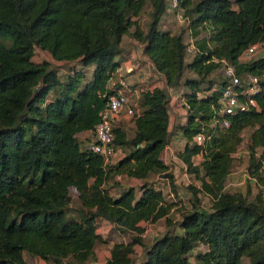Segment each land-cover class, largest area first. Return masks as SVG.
I'll return each mask as SVG.
<instances>
[{
    "label": "trees",
    "instance_id": "trees-1",
    "mask_svg": "<svg viewBox=\"0 0 264 264\" xmlns=\"http://www.w3.org/2000/svg\"><path fill=\"white\" fill-rule=\"evenodd\" d=\"M169 1L0 0V264H28L27 258L94 264L95 245L102 239L98 220L129 236L112 245L105 264H132L135 246L143 244L144 224L174 222V202L151 181L156 175L162 185L175 183L160 156L169 137V89H179L184 99L186 143L178 157L200 180L199 187L189 189L194 196H209L211 205L184 212L177 230L144 247L138 264H264V0H178L190 44L182 34L160 28ZM146 3L150 22L143 31L133 19ZM133 26L131 36L145 45L143 53L164 86L140 91L131 137L114 125L119 156L105 164L78 135L93 140L112 93L109 80L121 67L123 37ZM254 44L263 56L242 62L240 56ZM36 49L49 58L35 62ZM222 60L240 77L261 79L254 96L259 109L229 116L228 126L213 124L225 82L208 78ZM52 62L76 69L62 81ZM185 71L195 76L185 77ZM245 130H250L245 191L228 192ZM197 134L204 135L203 145L193 142ZM195 156L202 158L197 165ZM117 177L141 183L137 190L121 187ZM110 181H117V195L110 192ZM70 189L79 202L74 214ZM198 246L190 262L188 254Z\"/></svg>",
    "mask_w": 264,
    "mask_h": 264
},
{
    "label": "rangeland",
    "instance_id": "rangeland-1",
    "mask_svg": "<svg viewBox=\"0 0 264 264\" xmlns=\"http://www.w3.org/2000/svg\"><path fill=\"white\" fill-rule=\"evenodd\" d=\"M150 12H151V7L149 3H146L143 10L139 13L137 17H135L133 20L136 21L137 26L140 27L143 31H146L147 26L150 22ZM183 14V12H181ZM134 26L130 28V31L127 35L123 37L122 40V48L124 52L131 51L133 49L134 54L131 56L130 60L131 62L137 66L141 61L144 63V71L142 72L137 69L134 70L132 69V66L129 64L124 63L122 65L123 73H125L127 70H130L129 72H126L131 86L133 88H137L140 93V89L142 88H147V85L150 84L152 81L153 83L161 81L156 72L151 68L149 63L147 62L146 57L145 60L142 59L143 56V50H144V44L140 43L139 41L134 40V38L131 36V32L134 30ZM160 28L162 30H167L172 32L173 34H182L183 39L186 43L190 44V39H191V32L187 26L186 20L184 21L183 19H180L177 14L171 10H168L162 15L161 20H160ZM137 52V53H136ZM138 54L141 59L137 57ZM130 56V53L127 54L126 58ZM260 56H262L261 50L259 49L258 52L253 56V59H257ZM192 55L189 54L186 56V62H189L191 60ZM49 58L47 53H44L43 51L37 50L33 60L35 62H40L42 60H47ZM122 61V59H121ZM53 67L56 69L60 80L64 81L66 76L68 74H72L73 71L76 69V66L73 65L72 63H66V62H52ZM131 68V69H130ZM140 71V72H139ZM91 72V68H88L86 70V75L85 79H88L89 74ZM133 74V75H132ZM138 74L137 77H134V75ZM131 75V76H129ZM185 77H194L195 75L192 72L185 71L184 72ZM210 80H213L215 84L219 81V79H222V73L221 69H215L208 77ZM145 80V81H144ZM204 88L207 86V82H204L202 85ZM181 89L184 90V88L181 87ZM179 89L175 90L174 92H177ZM169 92H172L170 90ZM181 92V91H180ZM172 96H175L174 93H172L171 96L168 95V99H172ZM50 99V98H49ZM171 104V101H170ZM170 116L173 114L172 106L170 107ZM172 121V120H171ZM116 126L121 125L123 130L126 132L128 137H131L134 131L133 124L130 118L128 117H121ZM174 134V133H173ZM249 134L250 130H245L242 138L243 141L238 147V151L236 155L234 156V161H233V167H232V172L231 176L227 179L226 184H235L233 187L230 185L228 187L229 191H236V190H244L245 185L242 183L241 185V180L243 177V173L246 174V166L248 163V150H247V145H248V139H249ZM78 140L85 146L86 142L89 140V136H78ZM183 144L178 143L175 145L172 155L175 157H170L168 156L167 160L168 162H171L172 167H173V172L176 175V181L174 183V187L171 188L169 184H159L158 177L160 176H152L151 181L159 184L160 186L163 187V192L167 195V198L174 202L175 207L173 208V212L171 214L172 220L174 222L171 225H168L165 223V221L162 219L158 221L157 223L152 224H144V236H143V244L142 246L136 245L135 246V251L131 255L132 258V264H138L140 260L142 259L143 252H144V247H148L154 240L159 238L161 235H163L166 231H172V230H177L176 226L178 225L181 215L184 212H187L193 208V206H196L200 210H208L211 205V198L203 193H198L197 196L193 195V192L191 189H189L190 186H200V180L195 177L193 173H189L187 171L186 166L184 163L180 160L178 157V153L183 150ZM181 150V151H180ZM201 156H195L193 157V163L194 164H199L201 162ZM240 176V178L238 177ZM247 176V175H246ZM112 183H109L108 185L110 186V192L113 195L117 194V190L119 185L116 183L117 181H110ZM127 182V181H126ZM130 182V181H128ZM136 190L138 189V184H135ZM138 193V191H137ZM172 193V194H171ZM255 193V191H252V194ZM70 195L72 198V202L70 204V213L74 214L75 209L78 208L79 202L77 200V193L74 189H70ZM97 229L100 231V236L102 239L98 241L95 245V256H96V261L98 260L99 264H104L109 252H110V247L113 243L119 242L123 239L129 240L128 234H121L117 231V229L113 228V226H109V224L105 221L98 220L97 224ZM201 246L195 247L189 254L188 258L189 261L192 262L195 260V255L197 252L201 250ZM28 263H35V264H40L39 261L33 260L31 258H27Z\"/></svg>",
    "mask_w": 264,
    "mask_h": 264
},
{
    "label": "built area",
    "instance_id": "built-area-1",
    "mask_svg": "<svg viewBox=\"0 0 264 264\" xmlns=\"http://www.w3.org/2000/svg\"><path fill=\"white\" fill-rule=\"evenodd\" d=\"M168 10L175 12L180 19H183V14L181 13L182 9L179 7L178 0H170L168 3ZM259 49L263 56V50L260 45L254 44L249 46L242 53L240 56L241 61H250ZM192 51L193 48L192 45H190L188 52L190 53ZM132 69L134 68L132 67ZM129 71L130 70H127L126 72ZM123 72L122 67H120L109 80L108 88L112 93L107 96L105 105L99 114V121L92 132L93 140L86 142V147L94 153L99 154L103 158L105 164L115 162L119 156V149L112 142L114 125L117 124L121 117H128L131 119L138 107L137 100L139 90L131 86L126 72ZM221 73L225 85L219 87L221 93L213 124L228 126L229 116L241 111H246L250 108L259 109L254 96L260 90L261 79L252 74L240 77L235 67L226 60H222ZM170 90L172 89H169V91ZM169 91L168 95L171 96L172 92ZM181 95L182 92L178 91L175 96L183 105L184 99ZM204 141L205 137L203 134H197L193 137V142L195 144L203 145ZM36 261H38V259ZM39 263L52 264L41 260H39Z\"/></svg>",
    "mask_w": 264,
    "mask_h": 264
},
{
    "label": "crops",
    "instance_id": "crops-1",
    "mask_svg": "<svg viewBox=\"0 0 264 264\" xmlns=\"http://www.w3.org/2000/svg\"><path fill=\"white\" fill-rule=\"evenodd\" d=\"M190 41H191V39H190ZM122 44L123 43H121V47H122ZM135 51V50H134ZM134 51H133V49L131 50V51H128V52H124V50H123V48H122V52H121V54L117 57V59H122V63H121V67H122V65L124 64V63H126V64H129V65H131L133 68H134V70H137V69H139L141 72H142V70L144 71L145 69H144V63L141 61L137 66H135L132 62H131V60H130V58H131V56L134 54ZM128 53H130V56L129 57H127L126 58V56H127V54ZM137 53V52H136ZM137 55V57L139 58V59H141V57L138 55V54H136ZM144 57H146V55H144V53H143V56H142V59H144L145 60V58ZM146 59H147V62L149 63V65L151 66V68L154 70V68L152 67V64H151V62L149 61V59L146 57ZM146 61V60H145ZM139 71V72H140ZM155 71V70H154ZM156 72V71H155ZM157 75H158V77L160 78V80L161 81H159V82H156V83H153V81L150 83V84H148L147 85V88H145V89H148V88H153V87H163L164 85V83H163V78H162V76L159 74V73H156ZM133 75V74H132ZM129 76H131V75H129ZM138 76V74H136V75H134V77H137ZM145 81V80H144ZM142 89H144V88H142ZM142 89H140V90H142ZM175 90H173L172 91V93H174L175 95H176V93L178 92V91H180V90H178L177 92H174ZM170 101H171V104H170ZM169 101V106L171 107L172 106V110H173V114L170 116V122H169V127H168V130H169V137H168V143H167V145L164 147V149L161 151V159L163 160V162L169 167V170L173 173V175H174V177H176V175L174 174V170H173V167H172V165L173 164H171V162H168V160H167V158H168V156H172V157H175L176 158V155L175 156H173L172 155V152H173V149H174V147H175V145L176 144H178V143H182L183 144V147L185 146V143H186V141H185V139L183 138V135H182V130H181V126L182 125H184L185 124V122H186V116H185V113H186V111H185V109L183 108V106H182V103L180 102V100L179 99H177L176 98V96H172V99ZM172 120V121H171ZM174 133V134H173ZM84 136V132L83 133H80L78 136ZM181 151V150H180ZM171 157V158H172ZM169 159V158H168ZM232 172V171H231ZM243 175V177H242V179L240 178V176H238L239 178H240V180H241V185H242V183H244V185H245V183H246V178H247V176H246V174L245 173H243L242 174ZM231 176V173L229 174V176H228V178ZM117 179H119V178H117ZM158 179H159V184H162V182H161V180H160V178L158 177ZM119 181L122 183L121 184V187H124V186H131V185H135V184H140L141 183V181L140 180H138V179H135V178H127V177H124V178H120L119 179ZM127 181V182H126ZM128 181H130V182H128ZM175 181H176V178H175ZM230 185H232L233 187H235L234 185L235 184H226L225 185V190L226 191H228V192H232V191H229L228 190V187L230 186ZM252 187H251V190L254 192H256L257 191V189H256V187H255V185H251ZM121 191V189L119 190H117V194L119 193ZM237 191H242V190H236V191H233V192H237ZM245 191V189L242 191V192H244ZM116 194V195H117ZM102 221H105V220H102ZM105 222H107V221H105ZM108 223V222H107ZM109 224V226H112L110 223H108ZM154 224V223H153ZM152 224V225H153ZM96 232L98 233V234H100V231L97 229L96 230ZM101 235V234H100ZM121 241H128V240H126V239H123V240H121ZM114 244V243H113ZM112 244V245H113ZM112 245H111V247H112ZM111 247H110V249H111ZM109 256V255H108ZM108 258V257H107ZM33 260H37V259H35V258H33ZM39 261V260H38ZM106 262V261H105ZM94 264H99V262H98V260H97V262H94ZM105 264V263H104Z\"/></svg>",
    "mask_w": 264,
    "mask_h": 264
}]
</instances>
